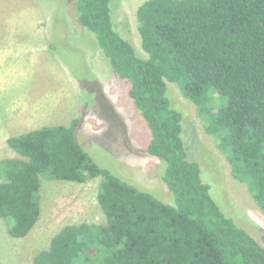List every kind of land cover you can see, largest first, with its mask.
I'll return each mask as SVG.
<instances>
[{
	"label": "trees",
	"instance_id": "16d2710c",
	"mask_svg": "<svg viewBox=\"0 0 264 264\" xmlns=\"http://www.w3.org/2000/svg\"><path fill=\"white\" fill-rule=\"evenodd\" d=\"M112 0H74L111 70L145 120V153L162 163L171 203L100 167L77 141L79 119L6 139L0 159V219L26 236L40 215L42 180L99 177L105 223L63 226L31 264H264V247L212 199L185 148L175 83L197 110L231 175L264 211V0H146L136 9L145 56L115 27Z\"/></svg>",
	"mask_w": 264,
	"mask_h": 264
},
{
	"label": "rangeland",
	"instance_id": "374dc122",
	"mask_svg": "<svg viewBox=\"0 0 264 264\" xmlns=\"http://www.w3.org/2000/svg\"><path fill=\"white\" fill-rule=\"evenodd\" d=\"M144 1L111 3L115 27L142 56L135 14ZM166 83L172 106L183 115L185 148L212 199L264 247V211L231 175L195 105L175 83ZM128 87L108 66L93 34L78 24L74 0H0V159L16 156L7 138L78 118L76 139L100 167L171 203L161 161L144 151L150 134ZM99 181L42 180L40 215L26 236H10L9 221L0 219V264H31L65 225L105 223L97 202Z\"/></svg>",
	"mask_w": 264,
	"mask_h": 264
}]
</instances>
